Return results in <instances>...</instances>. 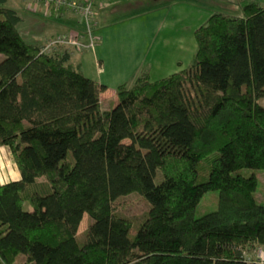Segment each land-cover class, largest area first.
Wrapping results in <instances>:
<instances>
[{
  "label": "trees",
  "instance_id": "trees-1",
  "mask_svg": "<svg viewBox=\"0 0 264 264\" xmlns=\"http://www.w3.org/2000/svg\"><path fill=\"white\" fill-rule=\"evenodd\" d=\"M237 1L194 29L188 66L141 70L102 109L105 85L40 52L0 0V145L20 172L0 184V264H264L243 253L264 249V204L238 172L264 168V0ZM209 190L217 208L194 217ZM133 191L149 204L135 226L116 202Z\"/></svg>",
  "mask_w": 264,
  "mask_h": 264
},
{
  "label": "crops",
  "instance_id": "crops-1",
  "mask_svg": "<svg viewBox=\"0 0 264 264\" xmlns=\"http://www.w3.org/2000/svg\"><path fill=\"white\" fill-rule=\"evenodd\" d=\"M204 3L207 4V1L96 0L97 22L94 31L99 39L95 49L78 52L63 47L61 50L69 53L70 61L79 66L85 75L105 85L100 91L101 104L112 97L116 100V93H107L106 79L131 83L141 70H147L151 78L152 71L168 72V75L191 63L196 49L193 31L207 19V12L203 13ZM15 10L20 16L17 26L23 37L39 45L51 35L83 32L85 28L79 17L70 10L53 11L50 14L33 13L26 4L23 10ZM194 16L200 18V23L197 21L193 24L194 19H197ZM149 21L154 26L153 33L165 27L168 30L145 38V26L150 25ZM105 48L120 51L113 50L107 59L103 50ZM132 48L139 49L136 55L130 53ZM18 178L20 172L9 147L0 145V184Z\"/></svg>",
  "mask_w": 264,
  "mask_h": 264
},
{
  "label": "rangeland",
  "instance_id": "rangeland-1",
  "mask_svg": "<svg viewBox=\"0 0 264 264\" xmlns=\"http://www.w3.org/2000/svg\"><path fill=\"white\" fill-rule=\"evenodd\" d=\"M203 1H205V0H203ZM206 1H207V4L204 3V5H203V13L207 12V16H205V17H208L211 13H213L215 11L225 12V13H229V14H238V15L242 14L241 6L237 0H206ZM24 2L25 3H23L21 0H6V2L4 4H5V6L12 7V8H15L17 10H19V9L23 10L24 5L26 4V0H24ZM39 12L40 11L35 12V13H39ZM195 18H197V17H195ZM199 19L200 18H197L196 20L194 19L193 24H195L197 21H199ZM200 21L198 23H200ZM149 23H150V25L145 26V28L147 30L144 33L145 38H150V36H152V35L156 36L159 34H163L164 30H168V28L165 27V28H161V30H159L157 33H156V31L153 33L154 26L151 24L150 21H149ZM193 40H194V46H195L196 40H195L194 34H193ZM103 50H104L105 57L107 59H109L110 56L112 55L111 54L112 51L113 50L115 51L116 49L110 50V49L105 48ZM125 50L129 51V49H125ZM118 51H120V50H117L115 52H118ZM138 51H139V49L132 48L130 50V53L132 55H134V54L136 55ZM167 73L162 72V71L161 72H156V71L153 72L152 71L151 79L160 78V77L166 75ZM102 75H104V74H102ZM119 82H118V80H115V79H106L105 83L107 84V93L108 94L109 93L115 94L116 85ZM114 98L115 97H112V98L108 99L109 101L102 103L101 108L105 109V108L113 107V105L116 102V100ZM257 101L261 105L264 106V97L258 98ZM109 102H110V104H108ZM108 105H110V106H108ZM125 141H128V139H125ZM10 155H12L11 151H10ZM68 157L72 158L71 151H68ZM238 172H240L243 175H250L252 173H254L256 175L257 186H256V189L254 191V196H255V199L258 203L264 204V168L243 167V168H240L238 170ZM161 178H162V174H161L160 170H157L156 175L154 177V181L159 182L161 180ZM217 199H218L217 190L206 191L202 195V197L200 198V200L198 201V203L195 207L194 217H199L206 212H209V211L216 209L217 208ZM116 202L119 204L118 212L121 215H124V216L130 218L132 220L134 226L140 220L143 219V217L145 216V213L148 209V206H149L145 197L142 196L141 194H139L137 191H133V192H130L128 194L119 196L116 199ZM24 208H26V209L30 208V205L28 202L25 203ZM89 221H90L89 216L87 215V213H84L82 220L80 222V226H79V235H78L79 240L82 238V231L86 228ZM134 231H135V228L132 227L130 230V233H133ZM260 248L261 247H259V248H257V247L256 248L255 247L246 248L243 250V253L246 256L247 260H257L259 258L258 252H259ZM22 260H23V257L20 256L16 260L15 263L19 264L22 262Z\"/></svg>",
  "mask_w": 264,
  "mask_h": 264
},
{
  "label": "built area",
  "instance_id": "built-area-1",
  "mask_svg": "<svg viewBox=\"0 0 264 264\" xmlns=\"http://www.w3.org/2000/svg\"><path fill=\"white\" fill-rule=\"evenodd\" d=\"M96 0H26V7L31 12L40 11L50 14L53 11L70 10L84 24L83 32L59 33L49 36L40 45V52L50 53L60 47H70L78 52L93 50L99 35L94 31L96 25ZM259 261L264 260V249H259Z\"/></svg>",
  "mask_w": 264,
  "mask_h": 264
}]
</instances>
